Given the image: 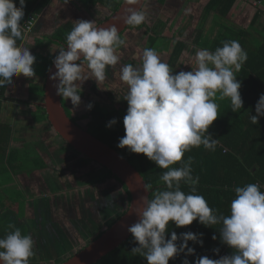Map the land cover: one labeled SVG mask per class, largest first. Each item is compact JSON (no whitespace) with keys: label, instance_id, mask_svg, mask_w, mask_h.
I'll list each match as a JSON object with an SVG mask.
<instances>
[{"label":"clouds","instance_id":"obj_1","mask_svg":"<svg viewBox=\"0 0 264 264\" xmlns=\"http://www.w3.org/2000/svg\"><path fill=\"white\" fill-rule=\"evenodd\" d=\"M143 2L124 0V5L129 7L117 20L133 28L146 23L147 16L141 8ZM259 3L264 7V0ZM25 7L26 0H19V7L15 0H0V88L12 85L15 77L33 78L36 75L33 68L36 57L30 48L17 44L18 40L24 39L21 21ZM97 25L94 21L77 20L66 36V47L63 45L53 60L56 71L50 79L58 81L53 84L56 95L70 100L74 108L81 104V91L76 82L93 79L97 85L103 83L106 69L119 63L118 49L126 45L115 24ZM247 59V52L239 41L231 40L224 41L214 52L197 49L196 67L191 71L173 74L170 66L162 62L152 48L143 50L141 66L126 64L120 69V80L128 86L124 97L128 107L123 118L125 135L119 139L117 147L143 154L157 167L166 170L160 176L164 190L157 189L152 198L148 195L139 197L134 209L137 220L127 228L137 245L130 251L145 258L147 264H169L170 259L181 253L185 257L195 255V249L189 247L188 242L203 246V233L188 231L178 236L173 231L170 239H166L169 222L181 228L193 221L206 227L221 225V242L233 250L231 255H228V249L223 251L217 259L198 257L194 264H264V191L260 190V185L249 183L235 187L229 214H216L204 196L197 194L199 177L192 174V158L182 159L193 148L203 146L215 151L219 144L209 132L219 116V105L215 102L217 95L220 100H230L233 113L243 108L239 91L241 82L236 73ZM84 64L89 69L87 78L82 76ZM92 107L91 103L87 105L88 110ZM255 112L256 115H250L253 125L264 117V94L260 95ZM116 123L113 118L106 127L111 128ZM178 162L179 166L173 167ZM182 183L189 188L187 194L181 190ZM150 187L146 185L145 192ZM14 196L7 193L5 197ZM8 228L11 231L0 238V264H30L34 255L33 238L22 234L14 224H9ZM212 239L217 237L213 235ZM213 251L219 253V248ZM182 264H190V261L185 258Z\"/></svg>","mask_w":264,"mask_h":264},{"label":"rangeland","instance_id":"obj_2","mask_svg":"<svg viewBox=\"0 0 264 264\" xmlns=\"http://www.w3.org/2000/svg\"><path fill=\"white\" fill-rule=\"evenodd\" d=\"M167 1L170 2V0ZM54 6H59V8H49L46 13L47 16L39 19L40 28L35 33L36 35H31L25 38L24 41V48H30V52L36 57L33 65L36 73L35 77L26 78L21 75L22 80H27L31 84L43 82L46 61L53 59L51 57L59 53V45L50 41L57 32L55 31L57 26L67 22L75 24L77 20L81 19L94 21L97 25L104 14L91 8H84L77 1L65 5L53 2ZM155 18L156 15L152 16L150 26L155 22ZM201 19L200 17L199 20ZM44 30L47 31V36L41 38L39 34H43ZM157 33H159L158 30ZM125 35V40L128 39V45L122 52H117L120 56L119 63L115 67L106 69V80L103 83L97 85L93 79L85 81L82 79L76 82L78 90L82 91L81 104L79 107L74 108L70 100H67L72 111L70 118L73 121L75 119V123L78 122L84 127H88L92 123L94 119L91 116V110L87 109V105L91 102L98 103L100 101L99 103H103L105 99L110 100L107 86L109 81L114 84L119 92H122L123 85L127 87L118 76L117 79H114L110 75L120 73L121 67L126 64H132L134 67L141 66V57L145 48H152L160 55L165 53L166 58L169 57L170 60V52L173 48L170 33L167 34L168 36L163 34V37L157 40L156 45L153 43L152 46L147 42V35L141 36L140 33H127ZM141 37L144 39H141ZM169 60H166V62ZM163 62H165V59H163ZM173 74H176V71ZM88 75L89 69L85 64L82 67V76L87 78ZM22 92L23 90L18 91V97L26 98L27 95H23ZM88 93L92 97H87ZM110 94L113 97L114 93L110 92ZM19 103L22 104V102ZM39 103L41 102H38L37 99L30 105L9 106L6 111L8 114L1 119V122L7 123L12 130L11 135H9V151L12 152L15 158H22V164L24 165V169L21 171H14L13 167L10 169L11 167L7 165L6 168L3 166V170H7L8 175L0 168L2 188H0V197H5L7 195L5 192H8V194L11 192L15 195L11 204L16 198L20 199L18 202L23 203V206L19 207L17 202L14 209L10 211L0 208V221L6 223L1 224L0 222V226L7 227V229H1V237H4L6 232L11 230L8 225L14 224L21 230L22 234L31 235L34 240V255L30 258V264H54L62 258L75 254L91 241L96 232L104 228L118 214L120 209L118 201L124 200V197H121L122 193L118 186L109 187L105 190L100 188L95 191L96 189L88 184L91 178L90 173L94 171L89 170L86 165L80 164V159L72 155L73 149L64 144L49 128L50 126L40 123L44 120L42 111L38 109ZM36 150L42 154L44 157L42 159L47 162L48 171H33L35 167L29 160L34 156H38ZM7 176H10V182L9 179L7 180ZM48 176L51 182H55V187H58V189H54V192L57 194L67 193L70 196L69 199L64 200L62 213L58 215L47 212L48 208L46 209L43 206L47 190L42 189V185L46 182L42 178ZM38 177H40L39 182L36 181ZM45 186L52 188L51 184ZM73 189H76V191L71 192L70 190ZM89 197L98 202L96 203L97 206H94V210L87 206ZM104 200L110 203L104 205ZM20 214L24 215L22 220L19 219ZM54 217L56 223H54ZM7 218H9L8 222Z\"/></svg>","mask_w":264,"mask_h":264},{"label":"trees","instance_id":"obj_3","mask_svg":"<svg viewBox=\"0 0 264 264\" xmlns=\"http://www.w3.org/2000/svg\"><path fill=\"white\" fill-rule=\"evenodd\" d=\"M52 0H26V7L24 9L25 16L24 20L21 21L22 24V35L25 36L24 39L31 35H36L35 33L39 31L40 25L34 27L32 31L26 33V26L30 16L36 17L40 15L44 10L45 6L49 5ZM80 5L84 6V8H91L96 11H101V9H106L110 11L109 15H106L103 21L109 19L116 11L119 10L120 6L122 5L124 0H76ZM164 2V0H161ZM231 3H234V0H230ZM16 6L19 7V0H15ZM215 3V1H214ZM76 6V5H75ZM211 6V3H210ZM104 11V10H103ZM31 18V17H30ZM35 19V18H32ZM100 21L98 24L102 23ZM148 21V20H147ZM158 23H154L152 26L148 24V22L140 25L137 28L129 27L125 32H123L120 37L125 40L127 33H134L148 36V44L152 46L156 45L157 40L163 37L165 33L164 30L167 28L164 23L159 26ZM158 26V27H157ZM73 28V24L66 23L62 27L58 28L56 34L52 37V41L58 42L60 44L66 45V36ZM157 30L159 33H157ZM127 32V33H126ZM151 34V35H149ZM138 36V35H137ZM18 40V45H21L24 41ZM141 39H144L141 37ZM126 45L121 46L118 49V52H122L125 50L124 48L128 45V39L125 40ZM150 46V47H151ZM176 48V46L174 47ZM175 57L174 53H171L170 59ZM53 59H49L46 61L45 65V74L43 78V82L32 85L31 86V93L32 96H36L38 98V102H43L44 99V86L46 82V77L49 69L52 66ZM85 65V64H84ZM87 66V65H86ZM116 78V77H115ZM114 78V79H115ZM113 79V82H114ZM117 79V78H116ZM115 83V82H114ZM121 84V83H120ZM108 90H109V97L110 100L105 99L102 103H95L91 102L93 105L91 109V116L93 117V121L89 124L88 129L89 132L95 136L97 139L102 141L103 143L109 145L110 147L117 150L123 157H125L129 163L142 175L147 185H150L149 191L151 192L150 198H152L154 192L159 190H164V185L160 179L161 174L166 171L164 169H160L157 165L150 161L145 155L143 154H135L128 152L127 148L119 149L117 144L119 139L125 135L124 125H123V118L126 115L127 110V101L124 100L125 95L127 94L128 90L125 85H123L122 92H119L114 87V84L109 81L108 83ZM8 89V84L4 87L0 88V131L3 130V134H11L12 130L7 123L1 122L2 115H3V104L2 99L5 97L6 92ZM79 91V90H78ZM116 91V92H115ZM113 92L114 95L110 94ZM116 93V94H115ZM82 97V91L79 93ZM87 97H92L90 93H88ZM116 99V100H114ZM62 102L66 113L69 117L72 116L71 108L69 107L67 100L62 98ZM40 111L43 113V120L44 123L48 126V118L46 111L43 108L38 107ZM242 113V112H241ZM218 118L213 122V125L210 126L209 132L213 135V138L219 140V144L217 145L215 151H209L204 149L203 146L199 148H193L191 151L186 152L184 154L183 160H187L189 157L192 158V174L193 176L199 177V184L197 186V194L204 196L206 201L208 202L209 206L216 212V214H229L230 202L235 197V193L233 189L237 186H245L249 183H257L258 181H262L264 183V163L258 164V169L254 171V164L247 162L250 153L247 152L248 149V141L251 138L250 135H253L254 131L250 129H243L245 126H248V122H250L248 117H244L242 115L232 112V110L228 111V109L221 110L218 113ZM115 118L117 123L112 126L111 128L106 127L107 123ZM75 121V119H74ZM51 129V126L49 127ZM54 132V131H53ZM55 133V132H54ZM0 135V168L3 170L6 168V165L11 167L14 171H21L24 169V165L22 164V158H15L12 152H9V146H2L1 136ZM59 137L57 134H55ZM60 138V137H59ZM61 140V138H60ZM64 144H66L63 140H61ZM67 145V144H66ZM72 155L80 159V164L86 165L89 170L94 172L90 173V181L88 182L89 185L93 186L98 191L100 188L105 190L106 188H113L119 187L121 190V197H124V200L118 201L120 204V209L118 214L106 224L102 229L96 232V234L92 237V240L86 243L78 252H81L85 247H87L93 241L99 239L107 230L111 228L125 213L128 211L131 203V195L127 186L116 176L112 174L109 170L105 169L104 167L100 166L96 162L85 158L75 150H73ZM29 162H32V165L35 167L33 171H41L45 172L48 169V164L42 157L34 156ZM206 162L208 163L209 171H204V167L206 166ZM179 162L174 165L173 167H178ZM5 173L7 170H3ZM9 172V171H8ZM32 173V172H31ZM8 175V173H6ZM33 174V173H32ZM79 175V174H76ZM9 179V180H8ZM7 180L10 182V176H7ZM79 180V179H78ZM52 188L49 189L50 193L49 196L45 197L44 203L53 207L54 204H51V200L57 198L59 195L53 193L54 189H58L55 187V182H51ZM1 188V184H0ZM78 188V187H77ZM76 188V189H77ZM76 189L70 190L71 192L76 191ZM181 190L184 191L186 194L189 192V188L187 185L181 184ZM66 193V192H65ZM65 197L69 199V195L66 193L64 194ZM89 201L87 206L94 210V206H97L96 201L93 198L89 197ZM13 197H5L4 199H0V207L5 208L7 210L14 209L15 204L20 200L16 198L13 200ZM110 202L104 200V205ZM103 205V204H102ZM111 205V204H110ZM17 206H23V203L18 202ZM55 207V206H54ZM99 207V206H98ZM96 207V208H98ZM17 209V207H16ZM58 215V214H54ZM24 215L20 214L19 219L22 220ZM55 219V217H54ZM9 218H7V222ZM1 222V221H0ZM56 223V219L55 222ZM2 224V223H1ZM3 224H6L3 222ZM221 225H213L211 227H206L201 225L198 221H193V223L186 227L176 228L172 222H169L168 231L166 235V239H170L171 232L175 231L179 236L180 233L191 231L193 233H203V246H200L198 243H193L189 241V247H193L195 249V255L187 256L183 253L180 256L176 257L175 259H170L169 264H182L183 259L187 258L190 261V264H194V261L201 256H207L211 259H217L220 254L228 249V255H231L233 250L229 248L227 245L221 242L219 228ZM7 227L0 226V238H2L1 233L2 230ZM11 231V230H8ZM215 235L217 237L216 240L212 239V236ZM45 238V236H44ZM177 243L179 244L180 241L178 240ZM137 246L133 243V238L131 237L127 242L122 244L119 248L115 251L109 253L107 256L103 257L99 260L96 264H147L146 259L140 257L138 254H133L130 250L132 247ZM219 248V253H215L213 249ZM75 254L69 255L67 258H62L59 262L54 264H62L69 259H71Z\"/></svg>","mask_w":264,"mask_h":264},{"label":"crops","instance_id":"obj_4","mask_svg":"<svg viewBox=\"0 0 264 264\" xmlns=\"http://www.w3.org/2000/svg\"><path fill=\"white\" fill-rule=\"evenodd\" d=\"M75 1L69 0L66 3L65 0H52V3L45 6V10L40 15L36 17L30 16L31 18L29 17L28 20L35 18V26L37 27L40 22L39 19L47 16L46 13L49 8H59V6L53 7V2L65 5ZM234 1L230 5V0H170V2L167 0H164V2L161 0H147L143 11L146 13L148 20L146 22L148 24H150L152 16L156 15L153 24H157L159 21L160 24L158 25L161 26L164 23L167 27L164 30V36L171 34L173 48L170 55L174 53L175 57L169 60V57L166 58L167 55L165 53L162 55L157 54L162 62L165 59V63L176 73L179 71H191L192 68L196 67L194 57L197 49L206 48L214 52L216 48L223 46L224 41H239L242 48L247 52L248 59L241 70L236 73L237 80L241 82L239 91L244 103L243 108L235 112L234 116L240 113V115L248 117L250 120V115H256L255 105L260 95L264 94V7L260 6L259 0ZM117 2H120V0H117ZM104 10L97 11L104 13L100 21H103L105 16L110 14V11ZM186 10L189 11L186 12ZM200 17L202 18L201 20H199ZM67 23H71L74 26L72 22ZM52 24L56 26L54 22ZM65 24L62 23L55 29L57 30ZM46 33L47 31L44 30V33L39 34V36L41 38L46 37ZM24 41L20 46L24 47ZM52 42L59 45V48L64 45L55 41ZM175 46L176 48H174ZM166 60L169 61L166 62ZM117 76L120 78V73H114L112 78H117ZM23 77H15L12 85H8L6 95L2 99L4 110L2 118L8 114L6 111L9 106L30 105L37 101L38 98H34L35 96H32L31 93V86L36 84L22 80ZM20 90H23V95H27L26 98L18 97V91ZM19 102H22V104ZM215 102L219 105L218 113L225 109L231 110V103L228 98L220 100L217 95ZM41 124L43 125L44 123ZM249 127L252 129L251 132L254 131V133L250 135L251 138L247 143V152L250 153L247 162L254 164V171H256L258 169L257 163H264V117H260L259 123L256 125L248 122V126H245L243 130L246 131ZM2 133L3 130L0 131V135ZM1 141L3 143L2 146L7 147L10 142L9 134H3ZM205 169L206 171L210 169L207 162L204 171ZM257 183L259 185L264 184L262 181Z\"/></svg>","mask_w":264,"mask_h":264},{"label":"water","instance_id":"obj_5","mask_svg":"<svg viewBox=\"0 0 264 264\" xmlns=\"http://www.w3.org/2000/svg\"><path fill=\"white\" fill-rule=\"evenodd\" d=\"M147 0H144L141 8L143 10ZM124 2L109 19L105 20L98 27H108L113 24L117 27L119 35L125 32L130 26L124 25L123 21L117 18L123 15L125 8ZM66 47V45H64ZM79 63V62H77ZM51 72L48 71L44 86V99L38 106L46 111L48 123L53 131L70 148L90 159L105 169L112 172L128 188L131 195V203L128 211L123 215L109 230H107L99 239L90 243L81 252L75 254L71 259L62 264H96L103 257L115 251L122 244L127 242L132 236L127 228L136 222L137 216L134 209L138 206L137 201L141 195H148L151 192H145L147 185L142 175L123 157L117 150L103 143L93 136L89 129L83 127L78 122L75 123L66 113L62 104V97L56 95V89L50 76L56 71L53 63ZM132 209V210H131Z\"/></svg>","mask_w":264,"mask_h":264},{"label":"flooded vegetation","instance_id":"obj_6","mask_svg":"<svg viewBox=\"0 0 264 264\" xmlns=\"http://www.w3.org/2000/svg\"><path fill=\"white\" fill-rule=\"evenodd\" d=\"M111 77H113V73H112V75H110ZM84 127V126H83ZM86 128V127H85ZM88 128V127H87ZM37 151V153H38V156L37 157H42V158H44L43 156H42V154L38 151V150H36ZM48 171V170H47ZM46 172V171H45ZM42 179H44L46 182L44 183V185H42V189H46L47 190V194L45 195V197H47V196H49V193H50V190L49 189H51L50 187H47V186H45L46 184H51V179H50V177L48 176V177H46V178H42ZM39 180H40V177H38L37 179H36V181H38L39 182ZM26 190H27V188H26ZM53 193H55V194H57L56 192H53ZM43 195V194H42ZM59 196L57 197V198H55V199H52L51 200V204H54V205H56L55 207H54V205H53V207H50V205H48V204H46V203H44L43 202V206H45L46 207V209L48 208V210H46L47 212L49 211V212H51V213H53V215L56 213V214H59V213H62V208H63V204L65 203V201L64 200H66L67 199V197H65L64 196V194H58ZM58 201V203L56 204V202Z\"/></svg>","mask_w":264,"mask_h":264},{"label":"built area","instance_id":"obj_7","mask_svg":"<svg viewBox=\"0 0 264 264\" xmlns=\"http://www.w3.org/2000/svg\"><path fill=\"white\" fill-rule=\"evenodd\" d=\"M34 24H35V19H31L29 22H27V26H26V31L25 32L29 33L30 31H32V29L34 27ZM27 29H30V31H28ZM260 189H261V191H264V184L260 185ZM222 256H226V254H223Z\"/></svg>","mask_w":264,"mask_h":264}]
</instances>
